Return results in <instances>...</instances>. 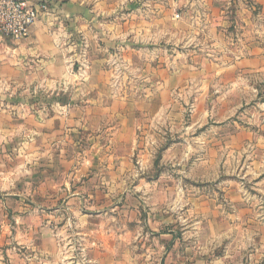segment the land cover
Masks as SVG:
<instances>
[{
	"label": "crops",
	"instance_id": "1",
	"mask_svg": "<svg viewBox=\"0 0 264 264\" xmlns=\"http://www.w3.org/2000/svg\"><path fill=\"white\" fill-rule=\"evenodd\" d=\"M242 1L247 16L224 12L237 1L216 0L215 9L204 7L206 18L192 20L206 27L217 52L194 55L186 62L194 75L186 72V77L179 75L185 71L178 55L163 64L157 46L147 50L144 44L162 40L161 18L88 17L84 5L94 1L47 0L49 13L39 17L27 38L0 35V98L3 91L12 96L0 104V232L8 222L15 230L11 241L0 242V264H104L100 253L109 259L114 244L127 249L121 263L131 264L132 244L138 240L140 264H156L158 251V264H264V33L251 25L252 6L264 10V0ZM95 3L91 13L98 17L120 6V0ZM215 10L225 13L218 22L210 17ZM243 24L244 32H236ZM228 25L238 38L233 39ZM83 38L89 45L87 63L83 49L80 57L72 52ZM131 38L142 45L130 48ZM105 40L121 51L124 69L131 71L134 58L140 74L153 71L150 84L160 85L152 100L161 109L165 99L166 107L175 109L165 123L179 137L166 147L164 158L178 165L181 177L163 172L147 177L149 165L131 160L141 117L160 122L162 116L155 107L148 119L147 113L135 111L129 97H108L115 58L100 43ZM86 71L88 76H82ZM162 71L169 72L164 82ZM178 89L186 92L184 101L189 90H196L187 125L178 113ZM247 120L254 127L238 124L249 125ZM248 137L255 144H244ZM234 147L238 164L232 170L224 164V171L210 177L207 154ZM197 152L198 174L194 167L190 171ZM223 176L234 182L223 181L228 186L221 203L204 190L178 192L183 181L220 184ZM237 178L249 181L254 191ZM120 197L122 222L116 220L117 204L111 205ZM102 202L108 211H101ZM116 225L124 226L121 235L113 243L105 241Z\"/></svg>",
	"mask_w": 264,
	"mask_h": 264
},
{
	"label": "rangeland",
	"instance_id": "2",
	"mask_svg": "<svg viewBox=\"0 0 264 264\" xmlns=\"http://www.w3.org/2000/svg\"><path fill=\"white\" fill-rule=\"evenodd\" d=\"M32 1L37 2L39 4L47 2V0H32ZM73 1L74 0H62V2H73ZM88 1H94V3H87L86 5H84L86 6L85 12L86 14L89 15L88 17L95 15L94 17L96 19H102L106 17L109 19L120 18L118 20H122L121 18L125 17V18H130L132 22L133 21L135 22L138 18L143 16H146L147 18H151V17L161 18L162 25L160 26V28L162 31V40L159 41L157 40L156 42L146 41V43L144 44H146L147 50H153L154 46H157V52L163 57V61H162L163 64L165 63L169 64L172 57L174 60V58H176V56L178 55L179 68L182 71H185L179 74L181 77H186L187 73L189 74V72H187L188 69L186 67V62L188 60H194V55H200L203 53L205 54L208 52L211 55H215V52H217L216 51L217 48L212 40V37L208 38L206 27L201 23V21H198L199 23H193L192 21L193 19L202 20L203 18H206L208 16L207 13H209V10H206L204 7L210 6L211 8L213 7L215 9L216 7L214 6L216 5L215 4L216 0H206L207 5L204 4L205 2L204 0H120L119 7L116 6L115 4L114 5L115 7L111 9L110 13H104L100 15V17L96 16L94 11L91 13V11L94 9V6L96 5L95 2H97L98 0H88ZM103 1L112 3L114 0L113 1L103 0ZM235 1H237V3L233 2V5L235 7L232 6L228 10L223 8L224 12L232 11L231 16H233L234 14H235L234 16H236V13L243 14L242 16H247L246 14H244L243 9L245 8V5L243 1L242 0L240 1L235 0ZM49 10H50V6L47 11L41 12L40 16L44 13L48 14ZM97 11L101 12L100 10ZM105 12L108 11L105 10ZM252 12H253L252 13L253 18H251V21L253 22V24L251 23V25L253 26L252 28L255 29V32L260 31L259 34L264 33V10L260 5L259 6L254 5L252 6ZM224 14H220V12L215 10V14L214 13L210 14V17L215 19L222 18ZM216 21L218 22L217 19ZM228 26H227V30L229 31V28L231 29L230 33L233 34V39L238 38L236 35H234L236 33L232 32V27H230V25ZM135 27H136L135 25L132 26V30ZM244 27L245 25L243 26L242 29L241 26H237L236 32L240 33L242 31L243 33ZM219 28L222 27L220 26ZM252 28L248 27V29H252ZM131 40L132 42H130L131 44V46H129L130 48L134 47V45H136L135 47H139L140 45H142L140 40L137 41V38L136 39L131 38ZM100 43L102 45H105L114 55L115 58L114 61L113 60L110 61L111 62L110 65L111 66L114 65L113 66L114 73H112V76H110V80L113 81V84H109L111 86V89L110 88L108 89V97L112 96L113 98L116 99L129 97L131 102L135 103L134 105H132L135 111L147 113L148 119L153 117V115L150 114H153L155 112L154 111L155 107H157L158 109L157 111L159 112V114L161 113L160 115L162 116V118L158 116L160 118V122H157L156 120L148 121L146 117H141L140 121H142L143 125H141V127L139 128L140 133L137 132L136 139L134 140L133 146H136L137 149L130 156L131 160L134 162V164H137V161H139V164H137L139 166L141 165V162L143 166L149 165V168L147 169L145 168L144 170V175H146L147 177L150 178L158 177V175L161 172H163L166 175H169L171 173V175L175 177L177 176L181 177V174L178 172L176 168L178 165L175 166L168 165L170 163H166L165 161L166 158H164L166 147L168 145H171L172 142L178 139L179 134L178 133L175 134L171 132L169 125H166L165 123L166 122L165 117L171 114V112L174 111L175 109L170 110V107L167 108L166 105L164 104L165 99L164 101L162 100L163 106L161 107V109L160 107H158V105L161 104H159V102H155L154 100H152V98L155 95V92L158 91L157 86L160 85V84H150L154 81L153 80L154 72L153 71L149 72L150 70L148 69V72L144 73L146 74V77L143 76L144 74L142 73L140 74L138 72V66H137L138 63L135 61L134 58H131L132 59L131 71H128L126 68L124 69L123 64L121 62L122 56L119 54V52L121 51H118L117 46L115 44L113 45L112 42H111V46H108L106 40L105 42L101 41ZM79 45L80 46L76 47L77 49L75 48L74 50H72V52L76 51V53L80 57L81 55L80 50L83 49V53H82V57L84 60L83 62L87 63L86 60L87 58H85V52L89 48L88 42L83 38L80 39ZM77 69L79 70V68ZM87 69L88 67H85L84 70ZM83 74L84 75L82 76H86L88 73L86 71ZM189 75L192 76L194 74L191 73ZM161 76L163 78L162 81L164 82L168 79L169 72L162 71ZM189 91L190 94L187 101H184V99L181 98L182 95L186 96V92L184 90L183 92L181 89H178L176 91L178 94H181L180 96H178L179 98L178 113L182 114V118H184L186 125L189 122L193 111H195L194 106L191 105V103L193 102V99L195 97L196 90L192 89ZM163 92L164 93L168 92V90L163 89ZM2 93H3L2 94L3 97L0 98L1 105L8 103L7 101H11V97H12L11 95L7 94L4 91ZM35 97H38V95L36 94ZM163 97L167 98V95L163 94ZM36 101L37 99L34 100V102ZM188 101L189 103L187 104ZM138 103L139 104L141 103L140 104L141 109L137 107L136 104ZM181 103H183L184 105ZM238 122H239L238 124L245 129L248 128L250 129L251 127H254L249 120H247V123L249 125H246L245 123L241 124L240 121ZM213 138L218 139L215 136ZM254 140L255 139L253 137H248L247 141L244 142V144H255ZM235 148L236 147L223 149L219 152H217L216 150L214 151L212 150L210 154H207L206 157L207 162L208 160H210L209 162H212L211 168H208V171H210V177H214L219 172L221 173L222 171H224V167H223L224 164H227V166L230 167L231 170L238 164V162L240 161V154L235 152L236 150ZM199 155H200L199 152H197L194 155H192L190 159V166H191L190 171L192 170L191 168L194 167V171L196 174L200 172L199 165L202 164L199 163V161H201ZM243 172H245V170H243ZM236 174L237 176H239L238 175L239 173ZM222 179L223 180L220 184L218 182V183L201 185V186H199L198 184L192 185L191 182L188 183L183 181L179 186H177L178 192L180 194L182 193L194 194V192L196 194H200L204 190L206 191V193L212 195V197H214L215 199H218L219 203H221L223 201L222 199H224L221 198V196L224 193V188L228 186L227 184H224L223 181L226 180L228 184H232L234 182L233 178L225 179V177L223 176ZM237 180L249 192L254 191L251 188L249 181L245 179L241 180L240 178H237ZM241 181H243L244 183H241ZM165 187L168 186H164L162 191L165 190ZM115 188L118 189V186H116ZM231 190L232 192L237 191L236 189H234V186H232ZM120 200H122L121 197L115 199L111 203V205L114 206L115 204H117V206L113 207L115 210L116 220L122 222V217L124 218L125 216L123 213V208L121 207L120 204L121 202ZM92 203H94L93 200L90 201V205L88 204L89 208H92L91 206ZM181 203H183V201H180V205ZM94 205L96 206V204ZM100 209L101 211H108L106 204L103 202L100 203ZM110 209L112 208L110 207ZM95 210H97V206L95 207ZM5 219H10V218H5ZM10 225L11 223L8 222L7 226L4 228L6 231H4V233L0 232V242L3 244L7 241H11L14 237L15 230ZM123 228H124L123 225H116V228L113 230L112 234H109L108 235L109 237L105 239V241L110 240V243L116 241L117 237L121 235ZM68 233L69 236L71 235L72 239L75 241L76 236L73 233V231L72 232L69 231ZM113 235H115V237ZM135 235L138 236V233H136ZM119 240H122V238L120 237ZM132 240L133 238L131 239V242ZM138 243L139 240L133 243L131 248V253L129 251L132 257L131 264H140L141 257L139 256V253L141 252L142 249L140 250ZM113 246L114 247L109 251V253L113 251V255H109V259H107L108 255L100 253L101 263L106 264V261H108L109 262L108 264H111L114 261L115 264H122L120 259L122 258L121 256L123 252H127V249L126 248L123 249L122 245L115 246L114 244ZM103 255L106 257V261L104 260L105 258ZM159 257H160V251L157 252V256H156L157 260L153 259L157 261L156 264H158V260L160 259Z\"/></svg>",
	"mask_w": 264,
	"mask_h": 264
},
{
	"label": "built area",
	"instance_id": "3",
	"mask_svg": "<svg viewBox=\"0 0 264 264\" xmlns=\"http://www.w3.org/2000/svg\"><path fill=\"white\" fill-rule=\"evenodd\" d=\"M49 4L32 0H0V35L17 40L27 38L40 13L47 11Z\"/></svg>",
	"mask_w": 264,
	"mask_h": 264
}]
</instances>
